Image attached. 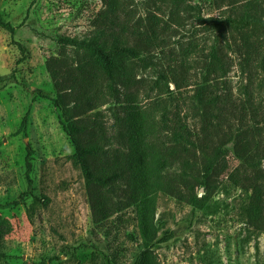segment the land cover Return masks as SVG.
I'll return each mask as SVG.
<instances>
[{"label":"rangeland","instance_id":"374dc122","mask_svg":"<svg viewBox=\"0 0 264 264\" xmlns=\"http://www.w3.org/2000/svg\"><path fill=\"white\" fill-rule=\"evenodd\" d=\"M247 1L261 5L259 13L264 16V0H186L179 7L162 0H117L114 13L108 15L129 35L131 45H140L138 33L154 27L163 41L153 49H200L204 60L214 36L218 35L224 49L220 33L231 42L225 27L218 31L207 19L237 17L235 13ZM108 2L0 0V16L14 28L11 34L0 27V78L13 74L16 79L0 89V218L12 225L2 245L0 264H109L111 260L130 264L136 251L132 237L137 232L129 211L105 224L92 219L84 180L72 161L73 147L51 100L56 91L46 66L49 58L60 55L59 49H70L57 43L59 37L82 40L98 28L109 30L102 19ZM193 6L199 8L201 19ZM118 27L112 29L118 31ZM247 36L249 41H264L259 29ZM15 43L25 49L20 63ZM153 61H159L158 66H148L140 75L147 90L157 69L169 63L161 52ZM201 66L202 62H190L189 83L180 92L169 84L172 110L179 93L190 94L200 81ZM262 75L257 61L234 58L222 78L224 92L243 99L244 88L255 91ZM28 110L25 131L16 134ZM226 149L213 170L216 189L206 208L195 210L173 197H158L157 237L169 231L175 234L169 242L153 247L161 264H264V225L257 230L248 223L251 191L229 181L228 174L238 162L230 144ZM27 160L31 163L30 187L25 176ZM20 194L24 196L17 206H7Z\"/></svg>","mask_w":264,"mask_h":264},{"label":"trees","instance_id":"16d2710c","mask_svg":"<svg viewBox=\"0 0 264 264\" xmlns=\"http://www.w3.org/2000/svg\"><path fill=\"white\" fill-rule=\"evenodd\" d=\"M116 1L109 0L102 17L109 30L98 28L82 40L59 37L57 43L70 49H59L60 55L46 62L56 91L51 100L73 147L72 161L84 180L94 223L105 224L129 211L137 232L132 237L136 251L130 264H161L153 247L169 242L175 234L169 231L157 237L158 197H173L195 210L206 208L216 189L213 170L230 144L238 166L228 174V179L234 186L251 191L247 220L253 228L261 229L264 41L247 38L256 29L264 33L261 5L247 1L235 13L237 17L207 19L218 31L225 27L231 42L219 32L227 49L220 46L218 35L214 36L201 60L204 51L200 49H153L163 41L154 27H149L147 33H138L142 44L131 45L129 35L108 15L114 13ZM162 1L177 7L186 2ZM192 8L197 9V18L201 19L199 8ZM113 25L119 30L114 31ZM0 27L13 33L12 25L1 16ZM15 44L20 63L25 59V49ZM158 52L169 63L157 69V77L147 90L140 75L148 66H158L160 60L153 61ZM238 57L245 63L257 61L263 74L255 91L244 88L243 99H233L225 93L222 81ZM190 62H202L200 81L190 94L179 93L172 110L169 84L178 92L188 85ZM15 81L13 74L0 78V89ZM28 114L29 110L16 134L25 131ZM30 172L31 163L27 160L28 187ZM200 188L203 193L198 195ZM23 196L20 194L7 206H17ZM42 199L47 201L44 195ZM11 230L10 222L0 218V259L4 257L3 242ZM108 263L116 264L112 260Z\"/></svg>","mask_w":264,"mask_h":264},{"label":"water","instance_id":"95a60500","mask_svg":"<svg viewBox=\"0 0 264 264\" xmlns=\"http://www.w3.org/2000/svg\"><path fill=\"white\" fill-rule=\"evenodd\" d=\"M199 191L202 192L203 191L202 188H200Z\"/></svg>","mask_w":264,"mask_h":264}]
</instances>
